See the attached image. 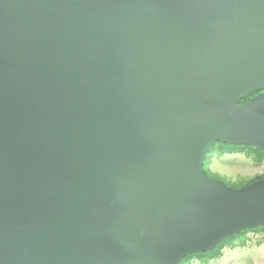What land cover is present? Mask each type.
Here are the masks:
<instances>
[{"label":"water","instance_id":"obj_1","mask_svg":"<svg viewBox=\"0 0 264 264\" xmlns=\"http://www.w3.org/2000/svg\"><path fill=\"white\" fill-rule=\"evenodd\" d=\"M264 0H0V264H179L264 228ZM255 91L254 95L249 96Z\"/></svg>","mask_w":264,"mask_h":264},{"label":"rangeland","instance_id":"obj_2","mask_svg":"<svg viewBox=\"0 0 264 264\" xmlns=\"http://www.w3.org/2000/svg\"><path fill=\"white\" fill-rule=\"evenodd\" d=\"M207 165V163H206ZM209 171L207 173L215 178L223 181L224 183L236 187L238 184L233 183L243 182L251 177L260 175L264 176V160L261 162L256 161L253 152H248L247 150H226L220 152L219 145H216L211 151L210 161L207 165ZM219 175V176H218ZM264 229V228H263ZM244 233H239L232 240H239L243 237ZM229 242V241H228ZM227 242V243H228ZM228 244H226L221 250V255L227 249ZM258 243H246L243 246L236 245V248L232 247L239 253V257L244 259L240 264H259L262 252L258 250ZM215 251H209L205 254H200L194 258L201 261H209L210 264H222L219 257H215ZM262 259V258H261ZM264 260V259H262ZM179 264H189V260H183Z\"/></svg>","mask_w":264,"mask_h":264},{"label":"trees","instance_id":"obj_3","mask_svg":"<svg viewBox=\"0 0 264 264\" xmlns=\"http://www.w3.org/2000/svg\"><path fill=\"white\" fill-rule=\"evenodd\" d=\"M257 92H258V91H255V92H253L252 94H250L249 96L254 95V94H256ZM216 145H219L220 152H223V151H226V150H234V149L247 150L248 152H253V153H254L256 161L261 162V161L264 160V152L261 151V150H259V149L254 148V147H252V146H238V145L235 146V145H227V144H221V143H219V142H216V143H214V144L210 147V149L208 150V152H207V154H206V157H205V160H204V168H205V171H206V172L209 171L207 165H208V163H209V161H210L211 151H212V149H213ZM206 163H207V165H206ZM218 176H219V175H218ZM259 176H260V175L255 176V177H251V178L249 179V182H250V181H253V180L257 179V178H260ZM246 183H248V180L243 181V182L233 183V184H234V185L238 184L237 186H242V185H244V184H246ZM232 187H233V186H232ZM259 229H263V228L261 227V228H259ZM254 230H258V229H254ZM247 231H249V230H245V231H243V232H241V233H246ZM238 234H239V233H238ZM236 235H237V234H236ZM236 235H234V236H232V237H230V238L224 240L219 246H217V247L214 249V251L216 252V253H215V257H219V256H221L220 250H221L226 244H230V243L233 241L232 238L235 237ZM228 241H229V242H228ZM227 242H228V243H227ZM244 244H245V239H240V241L237 242V243L235 244V246H236V245L243 246ZM206 253H207V252H206ZM202 254H205V253H202ZM199 255H200V254H192V255H189V256L185 257L184 260H190L191 258L196 257V256H199Z\"/></svg>","mask_w":264,"mask_h":264},{"label":"crops","instance_id":"obj_4","mask_svg":"<svg viewBox=\"0 0 264 264\" xmlns=\"http://www.w3.org/2000/svg\"><path fill=\"white\" fill-rule=\"evenodd\" d=\"M241 239H245V233L243 234V237ZM239 241L240 239L233 240L230 244H228V247L227 249H225V252L221 256H219L218 259L220 260L222 264H240L241 262L244 261V259L239 257V253L235 249H231L232 247L236 248L235 244ZM258 250L262 252L261 258L264 259V253L262 249L259 248ZM261 258H260L259 264H264V260H262ZM211 260L212 259L206 262V261H201L193 257L189 260V264H210Z\"/></svg>","mask_w":264,"mask_h":264},{"label":"built area","instance_id":"obj_5","mask_svg":"<svg viewBox=\"0 0 264 264\" xmlns=\"http://www.w3.org/2000/svg\"><path fill=\"white\" fill-rule=\"evenodd\" d=\"M246 243H258L264 253V229L249 230L245 233Z\"/></svg>","mask_w":264,"mask_h":264},{"label":"flooded vegetation","instance_id":"obj_6","mask_svg":"<svg viewBox=\"0 0 264 264\" xmlns=\"http://www.w3.org/2000/svg\"><path fill=\"white\" fill-rule=\"evenodd\" d=\"M260 91H264V89L263 90H260ZM260 91H258V92H260Z\"/></svg>","mask_w":264,"mask_h":264}]
</instances>
